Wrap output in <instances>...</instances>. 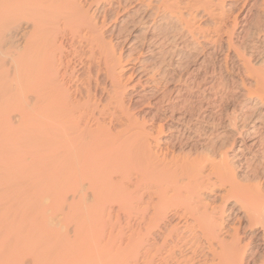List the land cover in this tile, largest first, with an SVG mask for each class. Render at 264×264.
<instances>
[{
	"label": "bare ground",
	"instance_id": "1",
	"mask_svg": "<svg viewBox=\"0 0 264 264\" xmlns=\"http://www.w3.org/2000/svg\"><path fill=\"white\" fill-rule=\"evenodd\" d=\"M261 54L264 0H0V264H264Z\"/></svg>",
	"mask_w": 264,
	"mask_h": 264
},
{
	"label": "rangeland",
	"instance_id": "2",
	"mask_svg": "<svg viewBox=\"0 0 264 264\" xmlns=\"http://www.w3.org/2000/svg\"><path fill=\"white\" fill-rule=\"evenodd\" d=\"M236 8L239 9L240 7H239V6H236V7L234 8V11H238V10H235ZM239 19H240V20H239V22H240L242 18L240 17ZM240 27H241V25H238V30H237L238 33H239V31H240V29H239ZM127 37H128V39L126 40V43L131 39V36H130V35H128ZM254 40H257V39L255 38ZM249 42L251 43V40H250ZM126 43H125V44H126ZM126 49H127V48H125V46H124L123 53H125ZM194 56H195V53H194L193 51H191L190 53H187V54H186L185 57H187V58H185V59L183 60L184 62H183L182 60H180V62H178V61H179V60H178L177 63L180 64V65H182L183 67H185L186 64L189 65L188 67H191V66L194 64V62L191 60L192 57H194ZM259 56H260V55L257 56L259 61H260L261 59L264 58V55H263V54H261L260 57H259ZM190 57H191V58H190ZM189 58H190V59H189ZM186 60H187V61H186ZM192 62H193V63H192ZM256 67H259V66H256ZM238 91H243V90L238 89ZM233 93H234V92H233ZM234 161H235V160H234ZM244 170H245V169H244ZM244 170H243V171H244ZM239 174L242 175V176H244L245 173H243V172L241 171V172H239ZM211 199H213V198H211ZM215 200L218 201L217 199H215ZM212 201H214V200H212ZM228 203H229V202H228Z\"/></svg>",
	"mask_w": 264,
	"mask_h": 264
}]
</instances>
